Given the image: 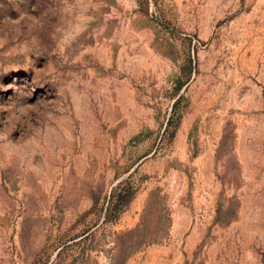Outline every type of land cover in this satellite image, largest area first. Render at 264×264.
<instances>
[{"label": "rangeland", "instance_id": "rangeland-1", "mask_svg": "<svg viewBox=\"0 0 264 264\" xmlns=\"http://www.w3.org/2000/svg\"><path fill=\"white\" fill-rule=\"evenodd\" d=\"M0 264H264V0H0Z\"/></svg>", "mask_w": 264, "mask_h": 264}]
</instances>
